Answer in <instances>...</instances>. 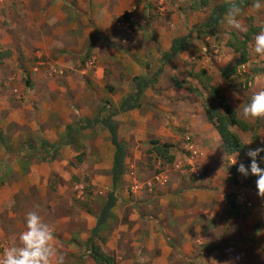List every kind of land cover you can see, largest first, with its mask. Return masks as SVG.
Segmentation results:
<instances>
[{
  "label": "crops",
  "instance_id": "obj_1",
  "mask_svg": "<svg viewBox=\"0 0 264 264\" xmlns=\"http://www.w3.org/2000/svg\"><path fill=\"white\" fill-rule=\"evenodd\" d=\"M137 2L138 0H0V82L8 81L6 85L10 83L17 87L21 98L25 97L23 104L27 108L24 113H20V117L15 116V110L14 113L9 111L5 116L8 123L11 121L19 125L20 135L27 141H20L18 144L15 138L10 137L14 142L11 140L2 143L6 151L0 153V180H3L0 184V201H4L8 208V221L0 226V250L5 251L13 244L19 245L18 235L24 230L25 214L34 210L57 231L54 239L58 252L64 255L65 264H96L84 246L89 236L83 238L77 234L74 225L76 218L53 217L51 209L45 207L42 201L36 205L33 200L37 202L38 194L42 198L41 194L46 190V183L50 182L51 173L66 176L60 168H54L53 165L49 169L47 165L49 161H55L56 167L60 150L66 151L67 147L75 146L76 137L83 135L89 137L85 142L87 146L95 144L99 148V161L91 168L90 176L95 178L91 182L98 189L109 184L110 190L107 193L112 190L114 147L109 131L103 124L96 123L76 130L68 141L67 125L80 117L93 118L97 115L94 113L90 116L92 112L87 113L84 105L77 112L72 111L69 98L77 97L79 104L87 101V106H96V86L104 87L99 80L102 77V66L114 60L109 56L110 46L102 47L101 41H94L90 37V33L95 32L92 27L101 33H109L114 29L117 16ZM142 13L143 6L138 4L136 14L139 22L142 20ZM92 42L91 51L95 54L99 67L94 72L85 68L74 71L70 76L63 75V70L67 73L69 69L75 70L76 59ZM142 53L143 51L140 55ZM186 53L187 50L183 49L180 56L185 57ZM134 56L138 58L139 53L136 52ZM136 66L133 63L131 65L134 69ZM133 77L130 79L134 89L130 94L125 89L122 94H118L117 99H111V93H106L111 108H119L124 98L134 94ZM55 81L57 84L50 93L49 86ZM152 85L141 91L136 107L119 110L111 116L120 140L126 144L124 173L115 190L117 199L113 207L122 206L124 211L131 206L133 211H128L125 216L116 214L114 231L108 236L105 245L100 243V248L106 254L113 255L115 264H179L180 255L176 253L178 244L182 242L179 247L181 253L190 254L194 246L198 251L203 246L209 249L216 245H205L206 238L212 242H227L219 256L225 258L227 255L230 259V255L237 249L235 254L242 257L239 262L243 264L254 262L257 257L264 262V198L257 195V177L252 175L251 185H239L236 180H233L234 183L231 181L233 173L228 169L227 159L236 169L240 163L245 165V161L237 158L242 153L228 154L225 151L215 121L208 117L196 99L191 98L190 92H180L186 95L185 99L171 98L163 101L161 98L167 92L158 88L150 89ZM29 88L30 92L27 93ZM34 97L38 99L37 102L32 100ZM120 97L123 98L119 99ZM44 98L50 101L48 105L44 104ZM34 105H40L39 110L36 108L35 111ZM43 107H46L45 111ZM99 126L102 127V137L96 138V135L92 138ZM29 129L37 135L41 134L38 140L31 138ZM174 129L186 131L182 136L187 152L185 161L183 160L185 165L180 167V164H175V168L171 170L168 164L162 183L156 186L157 190L151 192L152 189H149V194L127 193L124 188L133 182L131 175L135 174L136 165L144 160L143 151L148 146L147 140L178 141L180 137ZM42 140L50 144L62 142L54 157L44 154L46 147L42 146ZM241 141L244 144L246 140ZM234 159L236 163L232 164ZM259 166L264 167V164ZM175 169L177 170L174 171ZM191 174L195 175V179H190ZM183 177L187 178L184 182L181 181L184 180ZM227 195L233 196L237 205L231 214ZM57 197L58 193L54 192L55 202ZM247 202L250 206L246 205ZM51 204L50 208L53 206ZM137 205L146 208L151 219H142L134 208ZM87 218L93 223L92 226L88 224L92 228L96 223V216L90 215ZM67 221H72L71 227L61 228ZM112 221L113 216H110L109 211V216L99 231L107 224H113ZM217 253V248L213 249L212 255Z\"/></svg>",
  "mask_w": 264,
  "mask_h": 264
},
{
  "label": "rangeland",
  "instance_id": "obj_2",
  "mask_svg": "<svg viewBox=\"0 0 264 264\" xmlns=\"http://www.w3.org/2000/svg\"><path fill=\"white\" fill-rule=\"evenodd\" d=\"M225 1L228 0H138L133 5L135 9H132V6L117 16L114 29L109 31V33H101L92 27L95 32L92 31L90 37L94 41H101L102 47L110 46L111 53L109 56L114 61L102 66V73L100 74L102 77L99 80L104 87H101V85L96 86L97 97H95V101H98L95 104L96 106H87V101L79 104L76 101L77 97H71L69 98V101H71V104H69L70 108L72 107L71 110L77 112L84 105L85 111L87 113L91 111L92 114L90 116H92L94 113H98V109L104 102L109 101L106 93H111V99H117L118 94H122L125 89L130 94L134 89V84L130 79L131 77L139 75L138 73L140 72V74H144L152 73L156 70L159 64L160 52L168 47V44L172 41L171 39L186 34L189 29L204 22L212 8L216 4ZM254 2L255 0H250L249 4L242 8L240 20L242 25L247 29L257 28L256 31H258L259 27L264 25V0H261L260 10L252 7ZM138 4L143 6L142 20L140 22L137 21L136 14ZM129 10H131L130 14L132 15V19L128 21L123 18L121 19V14ZM225 17L226 13L222 16L221 22L214 30L210 31L209 29V32H201L198 37L194 33V37L183 48L187 50L185 57L180 56V52L183 51L182 49L164 65L156 82L150 86V89L158 88L159 90H165L164 92H167V95L162 96L161 100L168 101L171 98L185 99L186 95L180 92L188 91L192 94L191 98L196 99L205 110L207 105H214L219 108L221 98L228 108L236 111V116L238 117L239 109L255 93L264 90V60L259 59L253 52L252 36L254 33L249 36L245 43L247 60L245 62H238L239 53H236L228 45L230 39H225L226 32L232 33V30L225 21ZM154 21H156V24H154ZM245 33L234 32V36L242 40ZM230 41L235 42V38L232 36ZM92 47L93 42L76 59L77 62L74 65L75 70L69 69L68 73L63 70L62 74L70 76L74 71L78 72L85 68L94 72L99 67V64L96 62L95 54L91 51ZM142 51L143 53L140 55ZM136 52L139 53L138 58L134 56ZM231 57L232 59H230ZM138 59L139 62H137ZM132 63L137 65L135 69L131 67ZM6 82L3 80L0 82V153L5 150V147L2 145V140L11 142L13 139L10 137H12L16 139L15 142H19L18 144H20V141L26 140L20 135L21 130L18 127L19 125H15L16 123H11V121L8 123L5 117L9 111L14 113V110L17 112L15 116L20 117V113H24L27 110L25 107L26 104H23L25 97L21 98L22 96L16 89L17 87H14L10 83V85H6ZM248 82L250 83L249 85H247ZM56 84L57 82L55 81L54 84L49 86L51 87L50 93L54 91ZM243 84L246 85L243 86ZM30 88L27 93L30 92ZM69 92L70 90L68 89ZM232 93L235 94L237 99L233 98ZM122 98L120 97L119 99ZM32 100L36 101L38 99L34 97ZM48 101V99L44 98L45 105H48ZM39 106L36 107L34 105V110L36 111V108L39 110ZM45 110L46 107L44 108ZM245 123L250 127L249 129L242 130L237 126H232L230 129L240 139H254L253 144L250 146L255 147L260 139L258 136H264V120ZM100 128L102 127L99 126L96 128L92 138L96 135V138L102 137ZM174 131L180 138L175 142H167L171 144L168 152L173 156V160L167 162L165 156L156 155L150 143V140L153 139H148V146L143 151L145 153L144 160L141 161V164L136 165V169L134 170L135 174L131 175L133 182L129 183V187L125 186L124 188L127 190V193L129 192V194L133 195L139 193L149 194V189H152L151 192L154 189L157 190L158 184L162 183L164 179L163 173L168 164L171 170L175 168V164H180V167L185 165L183 160L185 161L184 157L187 152L182 141V136H184L186 131L182 129H174ZM30 135L33 140H38V136L40 137L41 134L37 135L36 132L30 130ZM26 138L28 139L29 137ZM118 138L121 139L119 135ZM87 140H89L87 135H83L80 138L78 136L76 137V144L78 143V145L75 144V146L67 147L66 151L61 149L60 154L57 156L56 167L55 161H49L47 168L51 169L54 165V168L63 170L66 176L64 177L62 174L58 176L51 173V177L49 178L50 182L46 183V190L41 194L42 198L40 199V195L38 194L37 202L33 200V203L36 205L42 201L45 207L51 209L53 217H75L76 223L74 225L77 234L83 238H87L90 235V226L93 224L89 222L87 217L90 215L96 216L106 201L107 192L110 190L109 184L106 187L98 189V186L91 182V179H95L93 176H90V173L92 172L91 168L99 161V148L95 144L87 146L88 144H85ZM158 143L162 144L163 142ZM237 158L245 161V167L250 163V161H246V147L241 155L238 154ZM227 164L230 165L229 159H227ZM251 178L252 175H249L247 178L243 177L237 172V169L236 173L231 175V181L236 180L237 183L239 182V185H251ZM183 179L181 180L182 182L187 178L185 179L183 177ZM190 179H195V175L191 174ZM2 181L0 180V184ZM54 192L58 193L56 202L54 201ZM50 202L53 203L52 208H50L52 205ZM134 208L143 217L142 219H151L148 217L150 214L146 208H141L138 205L134 206ZM7 209L5 202L0 201V226L8 221ZM126 209L123 211L122 206L121 208H111L110 216H113V224H107L105 228L103 227L98 232L95 239L96 244L100 245L102 242L105 245L108 236L114 231V222L117 221L115 219L116 214L125 216L128 211H133V207L131 206H128ZM89 223L90 226L88 225ZM71 224L72 221H67L66 224L61 225V228L67 229ZM53 232L55 236L57 231L53 230ZM181 243L180 245L178 244L176 251L180 255L179 264H213L215 262L217 264H243L239 262L242 257L235 254L237 249L233 251L234 254L230 255V259H228L227 255L225 258L224 256L218 255L220 252H223L222 248L227 243L223 240L212 242L210 239L206 240L205 238V245L210 243H215L216 245L212 248L209 247V249L203 246L204 248L198 251L195 250L196 247L194 246L190 254L181 253L179 249ZM215 248H217L218 253L213 256L212 253ZM3 252L0 250V255ZM249 264H264V262L261 261L260 257H257L254 262L251 261Z\"/></svg>",
  "mask_w": 264,
  "mask_h": 264
},
{
  "label": "trees",
  "instance_id": "obj_3",
  "mask_svg": "<svg viewBox=\"0 0 264 264\" xmlns=\"http://www.w3.org/2000/svg\"><path fill=\"white\" fill-rule=\"evenodd\" d=\"M237 2L244 8L250 2V0H237ZM228 8V1H225L220 4H216L207 19L198 24L197 26L192 27L188 30V32L184 35L174 37L170 43L168 49L163 50L160 55V61L156 70L152 73H144L139 74L133 77V81L135 83V92L133 95L127 96L124 98L119 108H111L109 102H105L101 108H99L98 113L95 117H80L77 119L76 122L66 126V133L68 141L71 140V136L73 132L79 129H84L87 127H91L96 123L103 124L109 131L110 140L114 147V154H113V161H112V168H111V175H112V190L107 194L106 201L102 205L100 211L96 215V223L90 229V235L86 239L84 246L90 255V257L95 261L96 264H115V259L113 256H110L103 252L98 244H96L95 239L98 235L100 226L106 221L107 217L109 216L110 209L114 206L115 201L117 199L115 190L118 187L121 175L124 173V158L126 155V144L118 138L117 133V126L111 120V116L115 115L119 110L124 111L136 107L138 105V97L140 96L141 91L146 88L147 86L153 84L158 75L161 73L164 65L173 57L175 56L180 50L185 48L188 42L194 37V33L196 37L199 36L201 32H209L208 30H214L222 20V16L227 12ZM198 27V29H197ZM257 28H249L248 31L245 33V36L242 40H239L236 36H234V32L231 33V36L235 38V42L228 41V45L236 52L239 53V60L238 62H245L247 60L246 56V49L245 43L250 35L256 32ZM220 110L214 105H207L205 110L210 119L215 121V125L217 131L221 137L222 145L225 151L228 154L231 153H243L245 146L241 139L238 137L236 133L231 131L230 127L237 126L242 130L249 129L250 127L247 126L245 122H242L237 116L234 109L228 108L227 105L220 98ZM66 138V139H67ZM42 146H45L46 149L44 151L45 155H49L50 158L54 157L57 148L62 143H53L50 144L45 140H42ZM5 141L2 140V143ZM152 145L153 151L156 155L165 156L167 158V162H171L173 160V156L169 154L168 149L171 144L167 142H163L162 144L158 143L156 140L150 141ZM44 155V156H45ZM246 161H250V158L246 155ZM259 164V160H257ZM233 175L236 173V168L232 165L228 166ZM235 179V177H234ZM226 200L229 206V214L232 213L233 209H236L237 205L233 196L227 195Z\"/></svg>",
  "mask_w": 264,
  "mask_h": 264
},
{
  "label": "clouds",
  "instance_id": "obj_4",
  "mask_svg": "<svg viewBox=\"0 0 264 264\" xmlns=\"http://www.w3.org/2000/svg\"><path fill=\"white\" fill-rule=\"evenodd\" d=\"M252 7L261 9V0H255ZM242 6L237 0H228L225 21L232 32H247L248 29L241 23ZM230 33H225V39H231ZM252 48L256 56L264 60V25H261L252 36ZM232 59V57L230 58ZM234 99H237L232 93ZM242 122L264 120V90L255 93L238 112ZM259 142L251 147L254 139L244 142L246 155L250 164L245 167L243 163L237 166V172L247 178L254 175L256 179L257 195L264 198V136H258ZM257 138V137H256ZM259 160V164L257 162ZM236 163L235 159L232 164ZM259 235V233H257ZM19 245L13 244L0 256V264H65L64 255L58 252L51 226L44 222L37 211H28L24 217V230L18 235Z\"/></svg>",
  "mask_w": 264,
  "mask_h": 264
},
{
  "label": "built area",
  "instance_id": "obj_5",
  "mask_svg": "<svg viewBox=\"0 0 264 264\" xmlns=\"http://www.w3.org/2000/svg\"><path fill=\"white\" fill-rule=\"evenodd\" d=\"M132 9H135V7L133 6ZM130 11H131V10H129L128 12H123V13L121 14L120 18H121V19L123 18V19L126 20V21L131 20V19H132V15L130 14ZM249 84H250V83L248 82L247 85H249ZM245 85H246V84H243V86H245ZM133 189H134V187H133ZM246 205H247V206H250V203L247 202Z\"/></svg>",
  "mask_w": 264,
  "mask_h": 264
}]
</instances>
